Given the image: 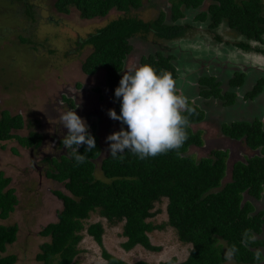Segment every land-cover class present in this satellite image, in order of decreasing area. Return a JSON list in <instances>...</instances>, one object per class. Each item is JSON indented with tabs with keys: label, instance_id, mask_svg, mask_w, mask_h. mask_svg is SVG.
I'll list each match as a JSON object with an SVG mask.
<instances>
[{
	"label": "trees",
	"instance_id": "1",
	"mask_svg": "<svg viewBox=\"0 0 264 264\" xmlns=\"http://www.w3.org/2000/svg\"><path fill=\"white\" fill-rule=\"evenodd\" d=\"M10 1L23 3L25 10L31 11L28 0ZM170 1L168 15L160 11L157 18L146 21L127 14L140 8L143 0H54L58 12L67 14L74 7L83 19L106 16L112 9L123 13L81 40L82 46L91 47L81 68L88 75L104 70L111 98L120 105L119 114L131 117L132 128H121L116 133L117 146H110L101 159L99 167L104 179L95 175L101 154L95 133L86 135L74 150L69 148L68 156L52 160L48 175L63 182L69 194L54 191L62 200V208L57 220L39 231L49 238L40 244L35 256L41 264H79L76 257L84 230L101 246L103 264H131L104 248V227L100 221L85 226L94 212L112 225L122 223L123 249L129 251L141 245L157 251L159 247L152 244L149 233L164 226L154 225L148 219L154 215V206L163 199L167 226L175 230L179 241L190 244L187 257L176 264H225L223 245L237 264H254L263 259L258 248L264 239L257 236L264 230V211H255L252 202L244 199L245 195L258 199L264 190L262 123L256 119L222 124L225 134L235 138L245 136L251 149H259L246 161L234 162L230 180L222 184L227 170L226 151L213 149L199 159L188 153L189 147L203 145L202 132L193 131L191 124L204 119V108L190 98L182 109L173 108L175 91L160 89L166 72L177 74L175 53L157 49L141 57L143 72H122L132 51L131 38L146 37L150 32L163 40L179 38L190 27L191 21H180L188 11L197 10L193 20L210 30L223 23L246 40L262 41L263 0H207L206 8L199 11L205 0ZM239 45L248 48L247 42ZM196 81L197 94L203 98H222L218 82L212 76L203 74ZM233 83L237 81L232 80ZM192 88L188 85L194 93ZM259 90L260 85L255 93ZM140 100L153 107L161 118L152 120ZM23 126L21 114L0 111V141L15 138L22 146H39L42 135L38 132L30 131L25 136L14 132ZM72 144L75 145V140ZM9 184L10 177L0 170L1 220L7 219L18 203ZM17 233V224L0 223V264H15L17 256L5 252L16 241Z\"/></svg>",
	"mask_w": 264,
	"mask_h": 264
},
{
	"label": "rangeland",
	"instance_id": "2",
	"mask_svg": "<svg viewBox=\"0 0 264 264\" xmlns=\"http://www.w3.org/2000/svg\"><path fill=\"white\" fill-rule=\"evenodd\" d=\"M54 0H28L31 5L30 12L25 10L23 3L10 0H0V111L8 110L10 114H21L25 126L20 130H14L21 136L27 135L30 129L42 132L49 137L63 135L62 128L75 125L81 120L90 123L98 117L96 133L101 145L100 159L107 155L110 146L115 143L116 132L121 128H131V121L121 117H113L112 112L115 101L110 98L109 89L105 85V72L98 70L93 75L83 72L81 65L90 53L91 47L82 46L81 40L89 33L95 32L109 21L120 16L121 12L112 9L106 16L83 19L79 11L74 7L70 12L60 13L54 8ZM170 0H143L138 9H131L127 14L137 16L143 20L157 18L160 11L169 14ZM205 0L199 10L206 8ZM264 6V0H263ZM197 11V10H196ZM196 11H188L180 19L181 22L191 21L185 34L173 40H163L153 33L146 37L136 35L130 39L132 51L127 56L123 73H140L143 68L139 64L140 57L153 52L161 46L175 50L176 54L186 55L189 49L195 50L186 63V56L182 58V70L180 78L184 80L182 85L172 87L176 93L172 97V107H184V100L197 92V81L193 75L186 76L185 72L212 70L225 72L224 81L228 75L224 68L238 70L242 67L249 68L255 63L254 55H258L257 63L264 68V55L255 53L254 50H241L234 43L241 41L236 32L231 31L223 24L216 30H210L205 25L193 20ZM186 23V22H185ZM219 37V40H216ZM22 38L25 41H22ZM160 44V45H159ZM264 47V45H263ZM186 51V53H185ZM246 54V55H244ZM202 55L215 57L203 60ZM245 56L246 60H245ZM189 64V65H187ZM186 65V66H185ZM252 72V71H251ZM214 74V73H212ZM255 73L252 72L243 90L249 89L255 81ZM173 82H170L171 86ZM188 85L193 87L194 93H190ZM226 84H222L224 88ZM199 88V86H198ZM243 90L239 92L237 104L223 108L217 100L207 99L204 102L205 118L191 124L193 131L202 132L203 146H191L188 153L195 158L207 156L210 150L222 148L229 150L226 175L222 184L230 180L231 166L236 159L250 157L258 150L252 151L243 142L231 141L221 133V121L228 115L229 119L241 115H247L251 119L249 107L251 103H243ZM181 92L184 97H181ZM194 94L190 98L200 104L199 97ZM67 99L72 100L71 105ZM261 104L257 109H264V93L261 95ZM238 103L244 104L241 108ZM246 105V106H245ZM243 106V105H242ZM152 120L161 118L153 107H146ZM235 111V112H234ZM258 112V111H256ZM226 113V114H225ZM238 114V115H237ZM260 114V113H259ZM83 115V116H81ZM241 115V116H245ZM261 119L264 121V115ZM80 128V126L76 125ZM81 129V128H80ZM16 149V151L13 150ZM52 141L45 140V145L35 153V161L38 167L32 165L28 148H23L15 139L0 141V170L11 177L10 187L15 189L18 196V204L13 213L1 220L3 224H17V239L7 246L5 254L13 253L17 256L15 264H41L35 256L39 252L42 242L48 241L39 231L48 223L57 220V212L61 209V201L52 193L54 189H64L62 183L46 179L43 170L45 163L40 156L55 155ZM62 153V151H58ZM47 165V164H46ZM96 177L104 179L99 161L96 164ZM248 199L257 210L264 209V193L260 200L248 195ZM154 215L148 220L154 225H163V228L149 233L150 241L159 247L157 251H150L137 245L127 251L121 246L125 237L121 235L122 223L110 224L105 218L94 212L85 221V226L100 221L104 227L103 246L111 254L133 264L139 261L144 264H162L174 258L176 264L184 260L190 250V244L182 243L177 238L173 228L167 226L166 200L157 203L153 209ZM264 238V230L258 235ZM80 252L76 259L79 264H103L105 262L101 254V246L92 236L83 231V238L79 244ZM225 264H237L223 245ZM263 259L254 264H264V246L260 248Z\"/></svg>",
	"mask_w": 264,
	"mask_h": 264
},
{
	"label": "flooded vegetation",
	"instance_id": "3",
	"mask_svg": "<svg viewBox=\"0 0 264 264\" xmlns=\"http://www.w3.org/2000/svg\"><path fill=\"white\" fill-rule=\"evenodd\" d=\"M200 24V23H199ZM201 25H203V24H201ZM221 25H223V23L222 24H220L219 25V27L221 26ZM228 27V26H227ZM218 28V27H217ZM216 28V29H217ZM215 29V30H216ZM228 29H230L229 27H228ZM231 30V29H230ZM231 31H233V30H231ZM238 36H240V38H241V41H237V42H235L234 44L236 45V46H238L241 50H244V52H247V50H254V52L256 53H259V54H263L264 55V47H263V45H264V33L262 34V41H260V40H254V39H251V40H246L242 35H239V34H237ZM173 40V39H172ZM216 40H219V37H216ZM241 42H243V43H245V42H247L248 43V48H243L241 45H239V43H241ZM160 45V44H159ZM157 49H161L162 51H164L165 53H167V52H172L175 56H176V58H175V67H176V76H173L170 72H166L165 73V78L163 79V81L161 82V84H160V89L161 90H165V89H172V90H174L175 91V94H177L176 93V90L175 89H173L172 87H174L175 86V84L176 85H179V86H181V88L182 89H184L185 88V86H186V84H184V85H182V82H184V80L182 79V78H180V71L182 70V58L184 57V56H186V63H189V61H191L190 60V58L193 56V54L195 53V50H193V49H189V51H187V53H186V51H185V53H186V55H184L183 56V54H180V53H178V54H176V52H175V50H173V48L172 47H170V48H167V47H163V46H161L160 48H156L153 52H155ZM148 54V53H147ZM244 55H246V54H244ZM143 56V55H142ZM141 56V57H142ZM141 57H140V60H141ZM213 57H215L214 55H212V56H208V55H202V58H203V60H206V58H213ZM243 57H245V56H243ZM259 58V56L258 55H254L253 56V60L255 61V63L254 64H252V66H250L249 68H247V67H242V68H239L238 70H233V69H230V68H224L223 70H228V71H226V74H229V73H231L232 72V74H229L228 75V78H227V80L226 81H224V74H225V72H223V71H221L220 69L218 70L220 73L219 74H217V71L216 72H214V71H210V70H207V71H198V69H195V71L194 72H189L188 70H186V72H185V74H186V76L188 77L189 75H193L194 73H197L196 75H193L195 78H196V76H197V78H196V80L198 79V76H201V75H203V74H208V76H212L217 82H218V87L220 88V90H221V94H222V98H211L212 100H217V101H219L220 102V105H222L223 106V108L225 109V108H228V107H230V106H235L236 104H237V98H238V95H239V92L241 91V90H243V88H244V86L247 84V81L249 80V78H250V76H251V73L252 72H254L255 73V75L256 76H254V79H255V81L251 84V86H250V88L249 89H245V90H243V96L241 97V99L243 100V103H247V102H249V103H251L252 105H250V107H249V112H250V114H253V117L251 118V119H247V115H245V114H241V115H245V116H241V115H238V116H236V117H232V119H229V117H228V115L226 114V117L223 119V121H221V124H220V131H221V133L225 136V138H227V139H229V140H231V141H235V142H238V143H240V142H243L244 143V145L246 146V147H248L249 149H251L247 144H246V142H245V136H242V137H240V138H235V137H231V136H229V135H227V134H225L223 131H222V129H221V126H222V124H224V123H226V124H229V123H231V122H234V121H239V120H246V121H254V120H256V119H258L261 123H262V127L264 128V121L261 119V117H262V115H264V109L262 108V107H260L259 109H257L256 108V106L257 107H259L261 104H263L262 102H261V95L264 93V68H262V65H260L259 63H257V59ZM140 60H139V64H140V66H141V63H140ZM245 60H246V57H245ZM247 61V60H246ZM192 62V61H191ZM191 62L189 63V64H191ZM189 64H187V65H189ZM193 65V63L190 65V66H192ZM186 66V65H185ZM142 67V66H141ZM143 68V67H142ZM123 70H124V68H123ZM143 71H144V69H143ZM142 71V72H143ZM252 71V72H251ZM123 72V71H122ZM141 73V72H140ZM212 73H214V74H212ZM125 74H127V73H125ZM132 74V73H131ZM135 74V73H134ZM238 78V79H237ZM239 79H241V81L239 80ZM170 80H171V82H173L172 84H173V86H171L170 84H168L169 82H170ZM232 80H234V81H237V83H233L232 84ZM260 83V84H259ZM198 84V83H197ZM222 84H226V86L223 88L222 87ZM106 85V84H105ZM258 85H260V87H261V90H259V91H257V93H255V91L257 90V86ZM107 87V86H106ZM198 86H197V92H198ZM124 92V91H123ZM197 92L196 93H194V94H197ZM109 93H110V90H109ZM191 93V92H190ZM174 94V95H175ZM193 94V95H194ZM173 95V96H174ZM193 95H189V98L191 97V96H193ZM231 95L233 96V100L231 101ZM172 96V97H173ZM181 97H184L183 95H182V92H181ZM196 97H199V98H202V99H200L199 101H200V104H198L200 107H202V108H204V102L205 101H207V98H203L202 96H200L199 94H197V96ZM110 98H111V93H110ZM112 99V98H111ZM209 99V98H208ZM113 101H115V105H114V107H113V112H112V116L113 117H121V118H124V119H129L130 121H131V128H132V119H131V117H128L126 114H119V112H120V110H121V107H120V105L118 104V102L116 101V100H114V99H112ZM186 100V99H185ZM185 100H184V102H185ZM190 100L191 101H193V99L192 98H190ZM67 101L71 104V105H73V102H72V100H69V99H67ZM140 102H142L143 104H144V106H148L145 102H143L142 100H140ZM240 104V103H238V105L241 107V108H244V104ZM243 105V106H242ZM246 106V105H245ZM148 107H151V106H148ZM204 110H205V108H204ZM256 111H258V112H256ZM235 112V111H234ZM260 113V114H259ZM81 116H83V115H81ZM205 116H206V114H205ZM95 118H96V120L95 121H91L90 123L88 122H84V123H81V120H79V122L77 123V124H75V125H69V126H66V127H64V128H62L61 129V131L63 132V135L62 134H60V135H58V136H50L49 137V135H46V134H44V133H42V132H38L39 134H41L42 135V140H41V142H40V144H39V146H36V147H26V146H22L15 138V140L19 143V145L21 146V147H23V148H28L29 149V153H30V161H31V163H32V165H34L35 167H37L38 169H39V167H38V164H36V161H35V153H36V151H38L40 148H42L44 145H45V140L46 139H50L51 141H52V148L54 149V150H56V153H55V155H44V156H40V158L42 159V161L45 163V169L43 170V172H44V177H46V179H48V180H51V181H54V182H56V183H62V185L64 186V183L63 182H60V181H58V180H55L54 178H52V177H50L49 175H48V172H49V170H50V168L53 166V163H52V160L53 159H57V160H59L62 156H65V155H67L68 156V149L69 148H71V150H74L75 148H77L79 145H80V143L81 142H83L84 141V139H85V136L86 135H89V134H92V133H95L96 135H97V133L95 132L96 131V129H97V121H98V117L97 116H95ZM205 118V117H204ZM26 124H25V122H24V126H25ZM76 125H78V126H80V128L79 127H77ZM23 126V127H24ZM125 128H127V127H125ZM131 128H129V129H131ZM120 130V129H119ZM118 130V131H119ZM30 131H35V130H32V129H30L29 131H28V133L30 132ZM117 131V132H118ZM35 132H37V131H35ZM116 132V133H117ZM27 133V134H28ZM97 137H98V142H99V136L97 135ZM115 137H116V134H115ZM73 140H75V145H73L72 144V141ZM115 143H116V140H115ZM99 144H100V142H99ZM203 144H204V142H203ZM101 146V145H100ZM114 146V145H113ZM203 146V145H202ZM199 147H201V146H199ZM13 149H15V148H13ZM215 149H221V150H224V151H226L227 152V160H228V158H229V155H230V153H229V150L228 149H222V148H215ZM213 150V149H212ZM252 151H256V150H253V149H251ZM258 151H259V149H257ZM15 151H16V149H15ZM58 151H62V153H58V155H57V152ZM108 152H109V150H108ZM210 152H211V150H210ZM209 152V153H210ZM208 153V154H209ZM108 154V153H107ZM105 157V156H104ZM103 158V157H102ZM101 158V159H102ZM246 158L247 157H244L243 159H236L234 162H236V161H238V160H241V161H246ZM101 159H100V156H99V158L97 159V162L99 161V163H100V161H101ZM233 162V163H234ZM47 164V165H46ZM233 165V164H232ZM231 169H232V166H231ZM9 177V176H8ZM10 183H11V177H10ZM10 185V184H9ZM13 188V187H12ZM15 190V189H14ZM62 190H64V191H61V190H56V189H54L53 191H52V193L56 196V198H58L60 201H61V205H62V200L54 193V191H61L62 193H64V194H69V191L65 188V186H64V189H62ZM263 193H264V190H263V192H262V195H263ZM16 194V193H15ZM262 195H261V197H262ZM17 196V195H16ZM261 197L260 198H258V199H256V198H254V199H256V200H260L261 199ZM253 198V197H252ZM17 199H18V196H17ZM19 201V200H18ZM18 204V203H17ZM254 206V205H253ZM16 207V206H15ZM62 208V207H61ZM15 210V209H14ZM61 210V209H60ZM59 210V211H60ZM254 210L255 211H258L256 208H255V206H254ZM260 211H264V209H259ZM58 211V212H59ZM57 212V213H58ZM11 213H13V212H11ZM10 213V214H11ZM264 216V215H263ZM259 238V237H258ZM262 240L264 239V238H261ZM264 246V244L262 245V246H260L258 249L260 250V248L261 247H263Z\"/></svg>",
	"mask_w": 264,
	"mask_h": 264
}]
</instances>
